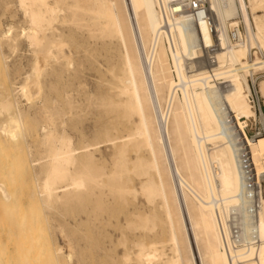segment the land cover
I'll list each match as a JSON object with an SVG mask.
<instances>
[{
  "label": "bare ground",
  "instance_id": "1",
  "mask_svg": "<svg viewBox=\"0 0 264 264\" xmlns=\"http://www.w3.org/2000/svg\"><path fill=\"white\" fill-rule=\"evenodd\" d=\"M204 2L208 4L206 15L198 18L189 11L196 0L8 3L7 11L16 5L10 17L20 14L22 20L18 26L15 23L3 29L0 40L14 51L25 42L36 47V55L22 82L12 83L13 87L2 85L0 117H8L0 123V136L5 143L15 148L20 138L25 140L24 111L12 100L13 94L31 102L33 96L43 95L41 79L51 74L66 75L71 83L60 100L42 97L31 114L41 123L39 151L33 155L34 147L27 143L31 159L25 163L34 172L37 191L18 199L7 182H0V201L7 216L0 231L7 249L12 250L4 264H17L18 260V264H36L41 256L58 264L60 260L81 264L74 262L79 253L64 228L66 223L54 217L59 206L83 204L84 215H76L79 223L103 219L107 225L123 229L118 208L108 209L120 205L133 216L127 227L143 230L145 237L155 233V207L143 211L141 204V211L136 208L138 191L132 175L144 178L139 185L147 205L158 203L162 209L170 253L166 254L164 245L159 250L158 243L147 244L144 236L133 239L137 249L133 252L121 230L119 239H108V246L102 247V264H264V195L253 214V196L243 181L240 161L249 157L260 181L264 175V135L251 140L245 128L249 120L257 118L250 102L249 78L257 82L264 99V76L255 78L264 72V0H249V7L244 0ZM241 18L246 34L241 30ZM76 34L87 35L95 45L116 47V62H120L118 72L108 69L116 82L115 97L100 100L113 116L120 114L109 127L96 128L100 133L93 142L86 139L88 135L81 133L77 123L74 127L81 133L78 143L66 130L82 113L76 105L79 101L75 103L73 92L77 89L72 83L80 72L75 69L70 46ZM255 47L261 56L252 52ZM88 48H82L83 52L89 53ZM3 57L8 61L9 55ZM87 97L91 102L93 96ZM102 144L109 148L105 154L99 147ZM143 150L147 157L140 155ZM13 163L0 165V172L12 171ZM37 204H42L44 215L56 222L55 227L70 243L69 253L61 246H52L37 216ZM232 219L241 227L240 242L231 237Z\"/></svg>",
  "mask_w": 264,
  "mask_h": 264
},
{
  "label": "rangeland",
  "instance_id": "2",
  "mask_svg": "<svg viewBox=\"0 0 264 264\" xmlns=\"http://www.w3.org/2000/svg\"><path fill=\"white\" fill-rule=\"evenodd\" d=\"M10 1L11 0H0V32L1 33H2L3 29L7 30L6 27L11 26V24L15 25V23H17L15 26H18L19 20H22V16L20 14L16 18H11L12 16L10 17V14H12V12H14V10H16V5L11 7V9H9L8 11H7V9H5V7L8 5V3ZM13 1H17V0H13ZM244 1L246 3L247 7H249L250 6L249 0H244ZM11 10H12V12H11ZM259 15H263V12H259ZM250 18L252 20V15H250ZM241 20H242V18H241ZM244 28H245V22L243 21V23L241 24V30L244 32V34H246L245 33L246 30H244ZM18 32H19V30L15 31V35ZM76 36L73 39V42L70 44V46H71V48L75 54L74 55V57H75L74 58L75 59V69H78L80 72L78 74L79 78L74 79L75 81L73 80V82H72L76 85L73 88L77 89V90L75 89L76 90L75 93L73 92V96H74V100H76L75 103L78 101L80 102V103L78 102L76 105L79 106L78 111H80L82 113H80L81 116L79 117V120L76 119L74 122H71L68 124V126L66 127V130L69 131V132L67 131L69 134L72 133L71 135L74 136L75 143L76 142L78 143V140H77L78 136L77 135H79L80 132L78 133L77 131H79V129H80L81 133H85L88 135V136H86V139L89 138L88 140H91L90 142H93L92 140H94L96 138V136L100 133V131L102 129H105L107 126L109 127V125H112L111 122H115V120H114L115 116H116V118H118V115L120 114V112L119 113L115 112L116 114H114V116H113V113H110V111H108V109L106 107H104L105 108L104 109L102 104L100 103L101 102L100 100H102L101 98H103V99H105V98L107 99L108 97L114 98L116 95L117 91H116V88L114 89L115 85H113L116 82L113 80L114 79V77H112L113 73H111L108 69L110 68V69L115 70V72H118L119 67H120V64H119L120 62H116V55H117L116 53L118 52L116 47H110V48H109V46L105 47L101 43H99L98 45H95L93 42L92 43L89 42L87 35L82 36L81 34H76ZM80 36H81V39H83V38L84 39L81 40ZM88 42H89V44L91 43L92 45L90 44L88 46ZM92 46H93V50H92ZM85 47L86 48L89 47L88 48L89 50L91 49L90 52L87 54H86V52H83L84 49L82 50V48H85ZM33 48H36V47H30L27 43L21 42V44L19 43V46L14 51L13 49H11V50L8 49L6 43H4V41L0 40V85H1L0 92L2 90V85L3 86L7 85L10 87H13L12 83L22 82L23 78L25 77L24 75L30 73L31 68H32V61L36 55L33 52V51H35V49H33ZM95 48H98L96 50L97 52L94 51ZM107 48H109V49H107ZM254 51H257L259 56H261L262 53L264 54V52L261 53V51L258 47H255L252 52H254ZM93 53H95V54H93ZM3 54H4V56L9 55L8 61L6 59L5 60L3 59L4 58ZM93 55H95V56H93ZM250 58H252V57H250ZM6 61H7V63H6ZM5 64H7V65H5ZM78 64H80V65H78ZM114 65H115V68H114ZM16 72L18 75L20 74L19 76H21V77L17 76ZM256 76L257 77L264 76V72L263 73L260 72ZM42 79H41V81H42L43 85L45 86V90H44L43 95L41 94V96H38V97H36V95L33 96L34 98L36 97L37 100H34V98H33L34 101L31 99V102L28 101L29 102L28 103L27 100L23 97L18 98V96L15 97L14 94L12 96V100H14V102L18 103V106L21 108L22 111H24L23 112L24 115H22V117H23V122H24L23 135L25 137L24 138L25 140L20 138L19 142H18V147L14 148L13 146H9L7 143H5V141L0 136V165H2V166L6 165V164L11 165V163L14 162L13 163L14 168H12V171H10V172L4 171L5 172L4 175L2 174V172H0V182H5V183L7 182L6 184L8 186H10L11 190L14 192V194L16 195V197L18 199L25 198V197H27V195L29 193L37 191V188L35 185V177L33 178L34 172L32 170H30L31 168L29 165L27 166V163L29 162V158L31 159V156L28 153L29 149L27 148L26 144L27 143L32 144V149L34 147V149L32 150L33 155H36L37 152L39 151L37 146H38V143L40 141L39 128H40L41 123H40L39 118L35 119L34 117H32L34 114L33 110L44 99L49 100V101L50 100L53 101L54 99L56 100V98H57V100L58 99L60 100L63 97V93L65 92V90H67L69 88V85H70L69 83H71V82H69V79L67 78L66 75L65 76L62 75V78H61L60 76L56 77V76H54V74H51V75L44 76ZM262 80H264V79H262ZM81 81L83 82V85L81 88H79L81 86ZM107 81H108V84H107ZM48 82H49V84H48ZM62 82H65V83H62ZM250 84H251V80H250ZM84 85H86V86H84ZM52 87H53V89H51ZM107 88H108V90H107ZM77 91H79V92H77ZM55 92H57V93H55ZM76 94H79V96ZM88 95L89 96L91 95V97L93 96L94 100L92 99L91 102L88 101L87 100ZM84 97H86V98H84ZM18 100H21V101H18ZM94 101H95V104L93 103ZM33 104L34 105L36 104V105L33 107ZM30 105H32L33 108ZM81 105L83 106V109L81 108L82 107ZM261 105H262V110L264 113V99H262ZM252 106H254L255 109L258 110V106L256 104H252ZM63 107L67 109V107H65V105H63ZM81 109H82V111H81ZM13 112H15V109L13 110ZM25 112H28L29 115ZM31 114H32V116H31ZM7 117H8L7 115H2L0 117V123L2 121L6 120ZM87 120H88V122H87ZM78 123H80V124H78ZM75 124L77 125V127L79 129L74 127V126H76ZM97 125H98V127H97ZM254 125H255V123L251 119V121L249 122L248 129L247 130L245 129L247 134L253 133ZM92 128L94 130H97L96 131L97 133L95 131H93ZM96 128H98V129L102 128V129L101 130L99 129L100 130L99 131ZM91 131H92V133H91ZM93 132H95V133H93ZM90 134H92V136ZM93 135L95 137H93ZM99 147H101V150L104 154L109 151L107 144L106 145L102 144ZM140 155L145 157L147 155V151H145V150L141 151ZM5 159H7V160H5ZM27 159H28V161H27V163H25ZM1 163H3V164H1ZM25 165H26V167H25ZM107 165H109V163H107ZM2 166H0V168ZM28 167H29V170L27 169ZM132 177H133V185H134L135 189L138 191L136 194V198H135L137 200L134 201V205H136V208L139 209V211H141L142 207H143V211H146V209H148V211H149V210L153 209V207H155L154 212L157 213V215H158L157 216V222L159 221L158 223L156 222L157 226L155 228L156 229L155 233H151V234L147 233V237H145L146 232H144L143 230L133 231L131 228L127 227L128 224H126V223H128L129 221L131 222V220H133V216L130 214H126V209L123 208L122 206L120 207V205H115L114 207L110 206L108 209L110 211L113 208H118L119 212L117 215L119 216V220L121 221V224H123L122 225L123 229L113 228V227L107 225L106 221H104L103 219H100V221H98V220L97 221H86V222L79 223L78 217L76 215H80L81 217L84 215L82 212L84 209L83 204L71 205V206L69 205V206H65V207L59 206V211H57V213L54 214V217L58 218L59 221H61L62 223H66L65 224L66 227H64V228L67 232H69L71 234V238L73 239L75 245L77 246L79 256L77 255L76 259L74 260L75 263H77V261H78L81 264H102L103 257L101 254L104 252V250H101V249L104 248L103 246H105V248L108 246V243H106V241L108 239H111V238L112 239H119L118 234L121 232V230H122V232L124 231L123 233H124L125 238L126 239L129 238L130 241H128L127 245H128V247H130L132 249L133 252H134V250L135 251L137 250L136 248H133V241H134L133 239H140L141 237L144 236V238L146 239L145 242L147 244H151V242L158 243L157 247L160 248L159 250L162 249L160 246H162V247L165 246L164 251L166 252V254L170 253L167 249L168 244L166 245L167 239L169 237H168V233H167V224L165 222V218H164V214L162 212V209L159 208L160 206H158V203L155 206H148L147 205V203L145 202V199L143 198V196L140 193V185H139V182L144 180V178H138L134 175H132ZM0 203H1V201H0ZM141 204H142V207H141ZM0 207H1L0 208V213H1L0 214V224H1L0 229H2V226H3L2 224L4 222L3 219L7 218V216L5 214H3L4 207H3L2 203L0 204ZM130 207H129L130 209L134 208L133 205ZM149 207H151V208H149ZM35 208H36V213H37L38 218L41 220V222L43 223V225L45 227V232H46L47 236L50 237V239H51L52 246L53 247H56V246L60 247L61 246L64 250V253H66V254L69 253L71 245L67 241V239L61 235L58 228L55 227L56 222H54L53 220H50L49 216L47 218L44 215V213L42 212V209H43L42 204H37ZM106 213H105V216L107 217ZM125 214H126V216H125ZM158 218H159V220H158ZM124 226H126V227H124ZM125 234H127V235H125ZM120 239H122V236H120ZM0 243L2 244V245L0 244V263L4 264V263H6L8 258L11 256L12 250L10 251V249H7V240L1 231H0ZM3 243H4V245H6L5 247H4ZM122 248H123L122 246L118 247L119 251L122 252L124 250ZM1 249H2V252H1ZM41 257L36 258V260H35L36 264H43V263L47 264L46 262H48V264L49 263L50 264H58L55 262V260H52L51 258H47L45 256H43L42 258ZM18 262H19V260L16 263L18 264ZM32 262H33V260H32ZM59 264H66V263L63 262L62 260H60Z\"/></svg>",
  "mask_w": 264,
  "mask_h": 264
},
{
  "label": "built area",
  "instance_id": "3",
  "mask_svg": "<svg viewBox=\"0 0 264 264\" xmlns=\"http://www.w3.org/2000/svg\"><path fill=\"white\" fill-rule=\"evenodd\" d=\"M196 1L197 3H194L193 8L189 9V11H191L192 14H194L197 18L201 16H205L207 12L208 4L204 2L205 0H196ZM260 77L263 76H259V77L256 76L255 78L259 79ZM250 80H251V89H252L250 95V102L258 106V110L255 109V107L253 106L257 114V118L252 119L255 123L253 133L247 134L248 137L251 140H253L257 137L264 135V113L261 105L263 97L261 96L257 82H254L253 77H251ZM250 121L251 120L248 121V125L245 128L246 130L249 127ZM240 161H241V169L243 174V181L246 183V185L249 187V189L252 192L253 198H252L250 210L254 214L255 210L259 206V199L261 198L262 195H264V175L261 176V179L259 181L255 171V167L252 161L249 160V157L247 156L243 157ZM220 222L222 223L221 220ZM240 233H241V227L236 225L234 220L232 219V223H231L232 239H235V241L240 242L241 241ZM252 238L255 239V242L257 243L256 236L253 235Z\"/></svg>",
  "mask_w": 264,
  "mask_h": 264
}]
</instances>
